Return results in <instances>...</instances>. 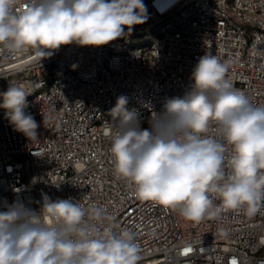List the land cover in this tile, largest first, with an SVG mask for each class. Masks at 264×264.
Segmentation results:
<instances>
[{
  "label": "built area",
  "instance_id": "1",
  "mask_svg": "<svg viewBox=\"0 0 264 264\" xmlns=\"http://www.w3.org/2000/svg\"><path fill=\"white\" fill-rule=\"evenodd\" d=\"M28 0H17L16 11ZM147 22L156 24L170 13H185L192 6L221 11L217 0H143ZM237 13H245V24L237 33L203 19L186 27L185 37H166L146 52H127L113 56L129 37L124 35L100 47L61 46L50 58L40 61L31 50L13 53L0 45V92L9 83L26 90L48 85L49 93L29 103L39 127L38 138L29 140L15 131L0 114V211L14 201L30 208V195L51 200L71 199L84 208L102 207L112 215V231L135 233L142 259L160 260V264H264V206L254 216L243 210H222L201 221L185 219L179 209L140 200L134 187L114 172L109 151L114 126L104 123L111 116L119 96L128 97L129 110L145 109L144 101L160 89L184 95L193 83L192 71L206 54L225 63L226 73L235 88L242 90L254 105H264V0H244L232 4ZM72 57H79L78 69H70ZM93 71V78H85ZM139 89H147L139 97ZM2 98H0L1 100ZM168 99V97H167ZM166 101V100H165ZM164 101V102H165ZM163 105L154 106L160 112ZM151 115L139 118L141 127H149ZM101 118L100 128L92 119ZM208 135L216 136L215 127ZM226 175L230 171L225 164ZM31 174V182L23 181ZM214 209L221 206L215 193H209Z\"/></svg>",
  "mask_w": 264,
  "mask_h": 264
},
{
  "label": "clouds",
  "instance_id": "2",
  "mask_svg": "<svg viewBox=\"0 0 264 264\" xmlns=\"http://www.w3.org/2000/svg\"><path fill=\"white\" fill-rule=\"evenodd\" d=\"M0 0V45L11 52L31 50L40 61L61 46L100 47L146 22L143 0ZM216 56L199 58L183 97L166 99L142 128L128 97L117 98L110 114V153L115 174L134 187L140 200L179 209L199 222L222 210L256 215L264 206V105H254L227 79ZM31 95L9 83L0 108L14 130L30 141L38 123L25 110ZM214 126L217 135H208ZM230 171L226 175L225 164ZM221 206L214 209L209 193ZM0 211V264H138L135 233H114V217L102 208H84L71 199L42 196L39 211L5 202ZM43 214V215H42Z\"/></svg>",
  "mask_w": 264,
  "mask_h": 264
},
{
  "label": "bare ground",
  "instance_id": "3",
  "mask_svg": "<svg viewBox=\"0 0 264 264\" xmlns=\"http://www.w3.org/2000/svg\"><path fill=\"white\" fill-rule=\"evenodd\" d=\"M221 11L211 7L205 6H192L187 9L185 13H170L166 15L162 21L156 24L147 25L144 29L145 33L153 32L154 35L147 40L137 39L134 41L124 40L121 48H113V56L127 55V52H146L156 44H160L166 41V37H174L177 34L178 37H185L186 27H194L199 21L203 19L208 20L210 23H215L217 26L225 28L230 33H237V26L233 20L237 19L238 24H245V13H237L235 4L244 0H217ZM151 34V33H150ZM149 34V35H150ZM79 57H72L70 62V69H78ZM85 78H93V71H85ZM31 95L27 97L28 104L38 101L42 96H46L49 93L48 85L33 86L31 90H27ZM147 89H139V97H146ZM180 95L179 97H183ZM169 98L176 97V92H170L169 89H160L159 93L152 97L145 98L144 108L137 109L139 118H145L147 115H151L154 106H161L164 101ZM0 114H5V109L0 108ZM104 123L113 126L118 123V118L113 120V115L104 116ZM93 128H100L101 118L92 119ZM23 181L31 182V174L23 173ZM41 206H38L37 195H30V209L39 211ZM43 215V214H42ZM122 230H119L121 232ZM116 233V232H114ZM149 264H160V260H149Z\"/></svg>",
  "mask_w": 264,
  "mask_h": 264
},
{
  "label": "rangeland",
  "instance_id": "4",
  "mask_svg": "<svg viewBox=\"0 0 264 264\" xmlns=\"http://www.w3.org/2000/svg\"><path fill=\"white\" fill-rule=\"evenodd\" d=\"M146 22H147V19H146ZM145 22V23H146ZM145 23H143V24H139V25H135V26H133V31L131 32V33H128V30H127V28L125 29V33L127 34V36H132V35H134L136 32H138V31H140V27L142 26V33H145L144 32V29H145V27L147 26V25H145ZM150 25H152V24H150ZM151 33V34H150ZM150 34V35H149ZM154 35V33L153 32H148V34H146V35H142V36H140V37H129L128 39H127V41H129V40H131V41H134V40H137V39H143L144 37L146 38V40L149 38V37H151V36H153ZM124 37V36H123ZM0 103H2V99L0 100Z\"/></svg>",
  "mask_w": 264,
  "mask_h": 264
}]
</instances>
